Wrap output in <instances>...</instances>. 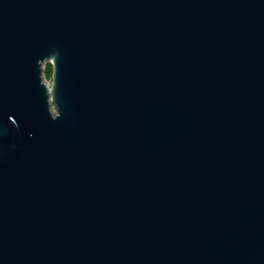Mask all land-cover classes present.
<instances>
[{
	"label": "water",
	"instance_id": "1",
	"mask_svg": "<svg viewBox=\"0 0 264 264\" xmlns=\"http://www.w3.org/2000/svg\"><path fill=\"white\" fill-rule=\"evenodd\" d=\"M0 264H264V0H0Z\"/></svg>",
	"mask_w": 264,
	"mask_h": 264
},
{
	"label": "trees",
	"instance_id": "2",
	"mask_svg": "<svg viewBox=\"0 0 264 264\" xmlns=\"http://www.w3.org/2000/svg\"><path fill=\"white\" fill-rule=\"evenodd\" d=\"M45 78H51L52 76V69L51 66H48V68L44 72Z\"/></svg>",
	"mask_w": 264,
	"mask_h": 264
},
{
	"label": "rangeland",
	"instance_id": "3",
	"mask_svg": "<svg viewBox=\"0 0 264 264\" xmlns=\"http://www.w3.org/2000/svg\"><path fill=\"white\" fill-rule=\"evenodd\" d=\"M48 68V66L46 67V65L45 66H43V69H44V71H43V76H44V79H45V81L47 82V84L49 85V86H51V84H52V79L51 78H45V75H44V72H45V70Z\"/></svg>",
	"mask_w": 264,
	"mask_h": 264
}]
</instances>
